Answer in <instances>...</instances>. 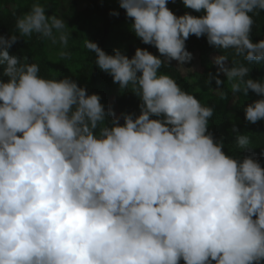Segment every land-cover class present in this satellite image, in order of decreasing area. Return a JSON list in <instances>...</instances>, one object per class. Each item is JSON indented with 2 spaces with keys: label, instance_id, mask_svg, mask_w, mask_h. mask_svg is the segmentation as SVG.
Returning a JSON list of instances; mask_svg holds the SVG:
<instances>
[{
  "label": "clouds",
  "instance_id": "obj_1",
  "mask_svg": "<svg viewBox=\"0 0 264 264\" xmlns=\"http://www.w3.org/2000/svg\"><path fill=\"white\" fill-rule=\"evenodd\" d=\"M182 2L203 14L177 16L169 0H119L159 56L140 47L131 58L110 55L88 40L96 65L142 101L123 124L114 114L105 123L99 94L69 77L44 78L37 64L10 54L33 33L55 41V30L67 44L65 21L49 19L39 0L17 18L19 37L0 34V264L264 262V167L254 156L227 155L208 132L214 109L160 73L165 61H191V35L264 61V40L250 38V13L264 10V0ZM227 61L215 58L245 94L262 97L246 106V120H264V82L245 80L249 68ZM236 143L245 149L249 138Z\"/></svg>",
  "mask_w": 264,
  "mask_h": 264
},
{
  "label": "trees",
  "instance_id": "obj_2",
  "mask_svg": "<svg viewBox=\"0 0 264 264\" xmlns=\"http://www.w3.org/2000/svg\"><path fill=\"white\" fill-rule=\"evenodd\" d=\"M36 0H0V34L5 37L20 36L16 28V20L26 15ZM49 19L52 16H61L65 21L64 32L67 34V44L61 41L54 48H50V37L33 33L31 36L19 37L17 42L9 49L10 54L21 58L22 63H35L39 66V75L48 79H63L69 77L79 86L86 88L89 95L96 93L101 97L105 111L109 113L105 123L110 124L113 119L111 112L114 107L123 124V113L140 114L141 99L133 91V86L122 89L117 93L111 74L101 70L96 65V54L87 48L88 40L96 42L108 54H114L119 49L129 58L134 56L137 47L145 48L154 55L159 56L157 48L145 44L136 36L131 28L132 19L127 17L126 10L120 6L119 0H84L85 5L79 6V0H39ZM65 2L69 6L61 14V7ZM177 16L189 12L192 15H202L186 8L182 0H169L167 5ZM114 13H118L114 14ZM254 23L250 33L251 40L259 42L264 40V10L250 13ZM53 36H56L54 30ZM186 48L192 53L191 61L187 62L189 68L194 61L198 62L195 70L212 91L203 89L194 91L189 78L193 72L184 73L178 62L165 61L161 71L173 78L183 91L195 96L199 102L214 109L209 120L208 132L217 142H223V151L233 158L242 161L246 156H254L261 167H264V120L250 123L245 118V108L248 104L260 99L254 91L248 90L245 94L244 85L239 77L228 79L225 73L219 71L214 56L224 54L227 56V65L248 67L249 77L264 82V61L249 62L244 56H237L234 49L227 51L217 49L210 45L207 37L191 35L186 41ZM219 78L223 83H216ZM7 81V77H3ZM240 83L239 92L233 91V84ZM209 99L210 105L206 102ZM156 118V117H153ZM104 126V125H101ZM99 132V129H97ZM245 135L249 138L247 148L241 149L236 143L237 136ZM255 218V217H254ZM180 264H184L181 259ZM214 264V262H213ZM264 264V262H261Z\"/></svg>",
  "mask_w": 264,
  "mask_h": 264
},
{
  "label": "rangeland",
  "instance_id": "obj_3",
  "mask_svg": "<svg viewBox=\"0 0 264 264\" xmlns=\"http://www.w3.org/2000/svg\"><path fill=\"white\" fill-rule=\"evenodd\" d=\"M84 5H85L84 0H79V6L80 7H83ZM68 6H69L68 2H65L63 4V6L61 7V14L64 13L65 11H67ZM59 18H62V17L59 16ZM59 35H60V33L59 32H56L55 41L54 40H49L50 48H54V47H56L58 45V43L60 42ZM216 57L217 56H214L213 57L214 58V61H215V58ZM178 66H179V68H181V70L184 73L193 72V75L189 78V81H190V84H191L192 89L194 91H201L203 89H207V90L212 91V88L207 84V82H205V80L195 71V70H197V67H198V62L197 61H194L193 66H191L190 68L187 65V62L185 64H183V65L182 64H178ZM217 67L219 69V66L218 65H217ZM220 72H222V71H220ZM160 73L161 74H164V72L161 71V69H160ZM114 87H115V90H116L117 93L121 92L122 89L120 88V85L118 83H114ZM206 102L208 104L214 106V104L211 103L209 99H206ZM115 110L116 109L114 107H112L111 112H112V114H114L115 117H118L119 118V116L117 114V111H115Z\"/></svg>",
  "mask_w": 264,
  "mask_h": 264
}]
</instances>
